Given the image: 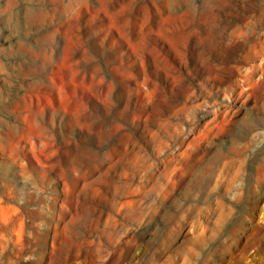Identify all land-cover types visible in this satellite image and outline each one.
I'll list each match as a JSON object with an SVG mask.
<instances>
[{"label":"rangeland","instance_id":"374dc122","mask_svg":"<svg viewBox=\"0 0 264 264\" xmlns=\"http://www.w3.org/2000/svg\"><path fill=\"white\" fill-rule=\"evenodd\" d=\"M0 264H264V0H0Z\"/></svg>","mask_w":264,"mask_h":264}]
</instances>
